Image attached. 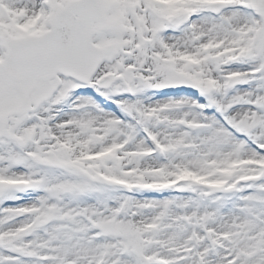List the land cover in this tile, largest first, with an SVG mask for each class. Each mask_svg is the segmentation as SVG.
Instances as JSON below:
<instances>
[{
  "label": "snow or ice",
  "instance_id": "obj_1",
  "mask_svg": "<svg viewBox=\"0 0 264 264\" xmlns=\"http://www.w3.org/2000/svg\"><path fill=\"white\" fill-rule=\"evenodd\" d=\"M0 264H264V0H0Z\"/></svg>",
  "mask_w": 264,
  "mask_h": 264
}]
</instances>
